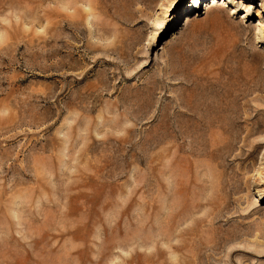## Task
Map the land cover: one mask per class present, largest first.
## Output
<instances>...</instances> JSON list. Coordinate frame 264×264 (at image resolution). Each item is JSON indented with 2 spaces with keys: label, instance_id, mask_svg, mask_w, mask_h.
<instances>
[{
  "label": "rangeland",
  "instance_id": "obj_1",
  "mask_svg": "<svg viewBox=\"0 0 264 264\" xmlns=\"http://www.w3.org/2000/svg\"><path fill=\"white\" fill-rule=\"evenodd\" d=\"M0 264H264V0H0Z\"/></svg>",
  "mask_w": 264,
  "mask_h": 264
}]
</instances>
